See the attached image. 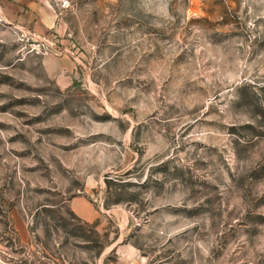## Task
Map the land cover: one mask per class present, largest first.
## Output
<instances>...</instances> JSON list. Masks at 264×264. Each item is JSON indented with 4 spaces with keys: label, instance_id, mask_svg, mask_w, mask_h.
<instances>
[{
    "label": "rangeland",
    "instance_id": "374dc122",
    "mask_svg": "<svg viewBox=\"0 0 264 264\" xmlns=\"http://www.w3.org/2000/svg\"><path fill=\"white\" fill-rule=\"evenodd\" d=\"M50 2L48 53L0 26V264H264V0Z\"/></svg>",
    "mask_w": 264,
    "mask_h": 264
},
{
    "label": "crops",
    "instance_id": "0c3cea01",
    "mask_svg": "<svg viewBox=\"0 0 264 264\" xmlns=\"http://www.w3.org/2000/svg\"><path fill=\"white\" fill-rule=\"evenodd\" d=\"M0 11L3 18L0 26H5L13 39V34L16 38L25 34L42 39L63 31L59 15L50 0H0ZM73 207L80 222L93 226L94 233L98 236V214L83 202H78ZM62 235L58 233L57 236L55 233L52 249L42 248L41 264H151L149 257L130 241L113 237L101 252H95L93 248L96 244L91 237L71 242L67 246L66 242L58 240L63 238ZM32 249H35L34 246ZM36 254H40L39 250Z\"/></svg>",
    "mask_w": 264,
    "mask_h": 264
},
{
    "label": "built area",
    "instance_id": "2783aa9c",
    "mask_svg": "<svg viewBox=\"0 0 264 264\" xmlns=\"http://www.w3.org/2000/svg\"><path fill=\"white\" fill-rule=\"evenodd\" d=\"M2 21H3V18L1 16V11H0V22ZM21 38L23 41L30 43L31 49L33 51L34 50H36L37 52L42 51L44 54L48 53V50L45 49V43L48 42L46 38L37 39L35 38L34 35L25 36V34H21ZM41 47H43L44 49H40Z\"/></svg>",
    "mask_w": 264,
    "mask_h": 264
}]
</instances>
